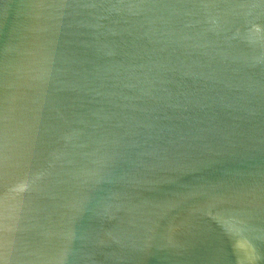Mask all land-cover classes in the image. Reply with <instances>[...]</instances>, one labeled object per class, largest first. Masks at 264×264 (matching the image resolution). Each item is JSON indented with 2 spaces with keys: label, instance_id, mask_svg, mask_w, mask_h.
<instances>
[{
  "label": "water",
  "instance_id": "obj_1",
  "mask_svg": "<svg viewBox=\"0 0 264 264\" xmlns=\"http://www.w3.org/2000/svg\"><path fill=\"white\" fill-rule=\"evenodd\" d=\"M0 264H264V0H0Z\"/></svg>",
  "mask_w": 264,
  "mask_h": 264
}]
</instances>
